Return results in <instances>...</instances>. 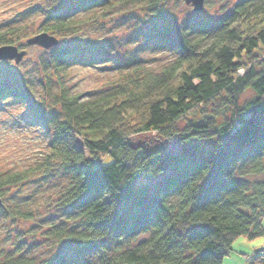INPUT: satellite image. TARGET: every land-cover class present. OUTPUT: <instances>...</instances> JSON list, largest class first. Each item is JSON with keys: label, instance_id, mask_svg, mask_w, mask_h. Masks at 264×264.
Wrapping results in <instances>:
<instances>
[{"label": "trees", "instance_id": "16d2710c", "mask_svg": "<svg viewBox=\"0 0 264 264\" xmlns=\"http://www.w3.org/2000/svg\"><path fill=\"white\" fill-rule=\"evenodd\" d=\"M162 1L75 0L42 31H70ZM201 26L203 34L193 38L159 28L175 57L157 72L137 66L95 95L51 93L43 84L58 108L38 112L48 150L33 165L0 171V206L4 189L38 172L68 176L56 201L75 225L52 227L48 235L80 250L56 255L54 264H221L235 238L264 235V0H237L221 19ZM2 44H14L6 31ZM72 50L52 52L60 57ZM247 87L252 96L239 102ZM5 94L27 98L21 87ZM198 110L199 119L176 125ZM223 112L229 114L216 120ZM143 132H154L161 147L134 145L131 137ZM9 215L33 214L14 208ZM0 264L46 261L6 255Z\"/></svg>", "mask_w": 264, "mask_h": 264}, {"label": "rangeland", "instance_id": "374dc122", "mask_svg": "<svg viewBox=\"0 0 264 264\" xmlns=\"http://www.w3.org/2000/svg\"><path fill=\"white\" fill-rule=\"evenodd\" d=\"M74 1L0 0V31H6V36L18 48L26 50L18 63L12 59L0 60V171L33 165L47 152V135L38 112L50 115L58 108L51 104L43 88L46 81L51 93L64 88L69 93L91 96L115 85L137 66L157 72L175 57V53L160 38L159 28L169 35L176 33L196 37L203 34L202 22L221 19L232 10L237 0H204L200 11H194L183 0H165L153 8H137L110 18L85 22L70 31L57 33L48 30L58 38L57 45L48 49L25 43L26 37L42 31L53 22L52 14L62 11ZM91 10L81 11L75 18L82 19ZM8 28L12 31H7ZM57 47L73 50L56 57L52 51ZM81 57L92 62H75ZM256 68L259 69L260 65ZM19 87L26 90V99L5 94ZM252 94L253 91L247 87L239 94L238 101L242 102ZM205 106L207 111L211 110L210 104ZM228 114L223 112L216 120ZM200 115L199 110L192 111L179 119L176 125L181 127L187 119L197 120ZM131 142L144 150L163 144L154 132L138 133L131 137ZM147 180L145 177L138 182ZM67 181V175L51 170L48 173L38 172L23 184L3 190L0 259L12 255L54 264L56 255L71 257L79 253L80 246L69 241L56 242L48 235L52 227L75 225L70 215L63 214L56 201ZM14 208L31 211L32 218L11 217L9 214ZM261 224L264 227V216ZM83 251L80 252L82 255L95 259L91 251ZM262 262L264 235L254 239L238 236L221 264Z\"/></svg>", "mask_w": 264, "mask_h": 264}, {"label": "water", "instance_id": "95a60500", "mask_svg": "<svg viewBox=\"0 0 264 264\" xmlns=\"http://www.w3.org/2000/svg\"><path fill=\"white\" fill-rule=\"evenodd\" d=\"M186 4L191 5L194 11H200L203 8L204 0H183ZM27 45H37L41 48H49L58 43V39L53 34L46 31H40L25 39ZM26 50L24 48H18L14 44H2L0 45V60L12 59L15 63H18L25 55ZM1 204V200H0Z\"/></svg>", "mask_w": 264, "mask_h": 264}]
</instances>
